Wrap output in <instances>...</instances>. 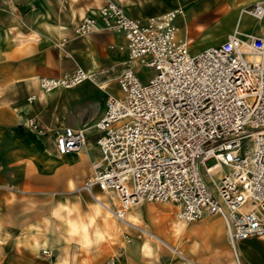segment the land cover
Here are the masks:
<instances>
[{
	"label": "crops",
	"instance_id": "1",
	"mask_svg": "<svg viewBox=\"0 0 264 264\" xmlns=\"http://www.w3.org/2000/svg\"><path fill=\"white\" fill-rule=\"evenodd\" d=\"M104 1L0 0V264H35L33 255H41L44 249L48 254L41 255V264H54L61 258L67 259L65 264H104L109 258H115L113 264H129V244L124 240L130 232L127 226L121 231L110 227L112 236L100 239L91 227L84 231L77 223L74 226V221L85 224L91 209L83 192L72 188L92 174V164L100 157L98 132L92 125L104 111L106 94H115L112 85H117L127 62L124 36L106 28L99 17ZM115 1L141 19L182 9L173 19L177 35L195 51L220 44L234 32L241 37L264 36V16L248 11L259 0ZM84 16L95 17L96 26L77 36L73 29ZM76 67L91 71L92 77L47 93L39 87V77H57ZM30 95L34 98L29 99ZM30 117L42 133L26 123ZM65 126H90L85 130L87 143L78 151L58 154L55 135ZM91 148L95 155L86 158ZM95 189L105 197L103 205L109 204L108 196ZM165 202L143 201L139 205L150 207L147 217L136 210L138 205L126 216H135L138 221L134 222L153 232L159 229L169 243L190 241V255L214 247L239 257V249L250 246L251 259L244 257V261L264 264V241L248 238L231 246L219 215L179 220L182 231L174 233L175 227L167 220L175 218L180 206ZM247 240L251 243L245 244ZM153 242L144 240L143 244L153 246ZM155 245V259L161 261L165 251ZM122 248L128 251L119 259Z\"/></svg>",
	"mask_w": 264,
	"mask_h": 264
},
{
	"label": "built area",
	"instance_id": "2",
	"mask_svg": "<svg viewBox=\"0 0 264 264\" xmlns=\"http://www.w3.org/2000/svg\"><path fill=\"white\" fill-rule=\"evenodd\" d=\"M248 11L263 17L264 0ZM98 13L106 28L124 36L127 62L117 77L120 95L106 94L92 125L100 157L79 190L96 198L98 188L120 220L143 201H170L180 206L176 216L183 221L221 216L232 245L264 241V36L234 32L190 54L173 22L180 8L141 19L105 0ZM95 26V17L84 16L73 32L83 36ZM138 62L153 71L145 81L133 67ZM89 78L76 67L38 82L49 91ZM26 123L43 132L34 117ZM245 139L251 145L243 151ZM86 143L83 127L65 126L55 135L58 154Z\"/></svg>",
	"mask_w": 264,
	"mask_h": 264
},
{
	"label": "rangeland",
	"instance_id": "3",
	"mask_svg": "<svg viewBox=\"0 0 264 264\" xmlns=\"http://www.w3.org/2000/svg\"><path fill=\"white\" fill-rule=\"evenodd\" d=\"M199 50H201V49H199ZM199 50L195 51L192 47H190V49H189L190 54H195ZM133 67L135 70H137L138 77L143 81L147 80L151 75H153L152 69L142 65L139 62L134 63ZM112 88H113L115 94L120 95L118 84L112 85ZM242 143H243V151H245L251 145V141L248 139L243 140ZM93 155H95V150L92 148L89 151H87L85 154L86 158L91 157ZM201 173L203 175V179L205 180L206 184L209 187H211L210 180H209L208 176L205 174L204 167H201ZM73 191H75V190H73ZM77 192H79V191H77ZM82 194L84 195V197L87 198V201H89V202L91 201L92 198L87 193L83 192ZM133 207H135V206H133ZM136 210L138 212L140 211L146 217L148 216L149 210H148L147 204H143V205L138 204ZM87 218H89V217L87 216ZM100 219H101L100 217H96V223L97 224L99 223ZM75 224L80 225L81 226L80 228L84 231H86V227H88V226L91 227V230L94 234V228L95 227H93V225L89 223L88 219H87V222L85 224L83 222H75L74 221V226H75ZM137 226H139V227H137ZM140 227H146V226L142 223H137L134 221H131V224H128L127 229H129L130 232L128 235H125L124 240H125L126 245L129 244V247H128L129 251L126 250V248L125 249L122 248L121 250H119V253H120V255H118L119 259H122L121 257H123L124 254H126L128 251V254H130L129 264H163V263H165V264H175V263L176 264H190L189 261L187 260L188 258L192 259L196 264H239L238 261H236L237 259H235L234 255L231 251L224 252V251L220 250L219 248L213 249L214 247H211V249H208L207 251H199L193 255H190L192 253V251L190 250V247H191L190 243L191 242L190 241H183L182 242V241H180V239H178L179 242L177 241L175 244H172V243H170V244H172V246L174 248H176L178 251L180 250V252H182L185 255V257L180 256L179 254H176L173 251V249H171L167 245L163 244L161 241H156L149 233L147 234ZM113 233H114V231L112 229H109L105 233V235H107L106 237H111ZM119 235H121V233ZM144 240H148L151 242L154 241L153 243L157 244L162 250L165 251V257L163 259H161V261H159V259H155L154 247L156 245L154 244L155 246L154 245L152 246L150 244H143ZM244 243L245 244L251 243V241L247 240V241H244ZM238 246H240V245L238 244ZM46 252H48V250H46V249L41 250V255H45ZM28 253L30 254V252H28ZM238 253H239V251H238ZM250 253H252V252L250 251ZM41 255H39V254L33 255L34 258L32 259V261L35 260V264H41V261H42ZM239 257L241 259L240 260L241 264H247L242 259L240 254H239ZM52 258H54V257L52 256ZM64 259H65L64 263H66L67 259L66 258H64ZM112 259H113V263L116 261L115 258H111V259L109 258L104 264H111ZM58 260L59 259H57L55 263H57ZM171 261H173L175 263H172ZM248 264H250V263H248Z\"/></svg>",
	"mask_w": 264,
	"mask_h": 264
},
{
	"label": "bare ground",
	"instance_id": "4",
	"mask_svg": "<svg viewBox=\"0 0 264 264\" xmlns=\"http://www.w3.org/2000/svg\"><path fill=\"white\" fill-rule=\"evenodd\" d=\"M82 68V67H81ZM84 70L85 73L89 74L90 77H92V74L91 71H88L84 68H82ZM56 89V88H54ZM52 89V90H54ZM43 91V90H42ZM51 90L49 91H43L45 93L47 92H50ZM88 128H90V126L88 127H85L84 126V129L87 130ZM72 190H75V191H79V192H84L86 193L85 191H82V190H79V188H72ZM99 191L96 190L95 188H93V195L97 198H94L92 195L88 194L92 199L91 201L89 202V204H91V209H90V214L88 215V220H89V223L93 225L94 228V234L96 235L97 238H105L106 235L105 233L108 231V229L110 227H113L115 228L116 230L118 231H121V229L125 226H128V224H131V221H138L137 218L134 216H131L130 214H127L126 216V219L125 220H120V219H117L115 217V215L109 211V209L103 205V203L105 204L107 201L105 199V197H102L101 194L98 193ZM165 203H168V202H165ZM164 203V206H167L166 204ZM152 206V205H151ZM154 206V205H153ZM160 206V205H159ZM163 207V205H162ZM150 208V207H148ZM149 210V209H148ZM154 210V209H153ZM153 210H150L151 213H154ZM158 210V209H157ZM160 210V209H159ZM170 211V210H169ZM175 211V210H174ZM157 212V211H156ZM171 212V211H170ZM155 214V213H154ZM149 215V214H148ZM156 216V215H155ZM96 217H100V221L99 223L97 224L96 223ZM175 218L173 219H170V220H167V221H170L172 223V226L175 227V230H174V233H179L182 231V229H178V226H177V222L180 220V219H177V216L175 215L174 216ZM220 223V222H219ZM154 224V223H153ZM216 224V223H215ZM214 224V225H215ZM132 226V225H131ZM155 227H158L159 225L157 223L154 224ZM211 226V224H210ZM221 226V225H220ZM139 227V226H137ZM143 229V231H145L147 234L149 233L156 241L158 240H161L163 241L168 247H170L171 249H173V251L175 253H178V254H182V252H180V250L178 251L176 248H174L172 246V244H170L166 239L162 238L160 236V230H155V232L151 231L149 227H140ZM214 229V228H213ZM111 231V230H110ZM215 231V229H214ZM118 234V232H117ZM110 236V235H109ZM233 246V245H231ZM233 250V249H232ZM240 255L242 256V259L244 257H251V253L250 251H252V248L250 246H245L244 248H240ZM236 253V252H235ZM236 255V254H235ZM183 257H185L183 255ZM235 259H237L236 261H238L239 264H241V259L240 257H235ZM189 261L190 264H196L192 259H187ZM244 260V259H243ZM65 259L64 258H61L58 260L57 263L55 264H65ZM237 263V262H236Z\"/></svg>",
	"mask_w": 264,
	"mask_h": 264
}]
</instances>
